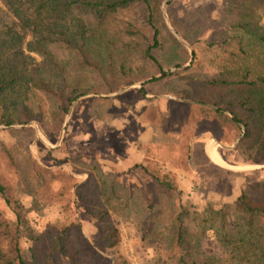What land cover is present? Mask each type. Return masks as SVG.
I'll list each match as a JSON object with an SVG mask.
<instances>
[{
	"label": "rangeland",
	"instance_id": "1",
	"mask_svg": "<svg viewBox=\"0 0 264 264\" xmlns=\"http://www.w3.org/2000/svg\"><path fill=\"white\" fill-rule=\"evenodd\" d=\"M159 12L162 35L152 54L162 75L153 73L151 60L126 49L124 66L131 77L142 78L108 92L86 90L58 124L44 118L0 124V212L7 209L2 197L23 204L34 235L33 240L24 236L34 250L33 258L26 251L28 264H175L176 249L167 247L165 237L168 219L178 210L177 192L193 232L210 226V208L223 207L235 220L241 188L264 198V113L251 110L250 89L257 88L204 81L232 78L225 75L236 36L257 49L247 30L264 32V7L256 0H160ZM139 13L133 5L110 19L111 51L121 50L116 46L126 37L116 30L137 22ZM112 67L118 72L116 62ZM144 126L153 134L141 142L137 135ZM202 132L208 138L198 142L204 135L195 136ZM209 139L222 156L213 147L212 153L229 167L205 155L201 146ZM191 140L194 151L188 157ZM129 144L142 150V160L122 170L107 167L106 157L122 154ZM163 174L176 191L157 184L153 176ZM113 228L114 244L105 236ZM206 232L199 240L194 236L193 245L216 253L219 246Z\"/></svg>",
	"mask_w": 264,
	"mask_h": 264
},
{
	"label": "trees",
	"instance_id": "2",
	"mask_svg": "<svg viewBox=\"0 0 264 264\" xmlns=\"http://www.w3.org/2000/svg\"><path fill=\"white\" fill-rule=\"evenodd\" d=\"M159 1L0 0V124L43 118L48 124H58L70 102L86 90L108 92L142 78L131 77V69L124 66L127 50L137 51L139 57L151 60L156 65L153 73L162 75L164 71L152 54L162 35L158 24ZM256 1L264 7V0ZM133 5L140 11L137 22L127 21L116 30L117 35L122 33L126 37L116 46L122 51L116 48L113 52L106 37L109 21L120 9ZM240 25L248 29L245 24ZM247 31H251L248 35L253 38H248L257 49L250 50L242 35L236 36L238 45L234 52H229L231 67L225 75L232 78L209 76L204 81L210 85L234 83L256 87L257 90L250 89L255 103L251 110L260 108L257 112L261 114L264 113V32ZM165 34L179 44L168 30ZM113 62L118 72L114 71ZM218 115L228 118L227 114ZM153 177L163 189L177 190L168 175ZM255 183L261 185L259 180ZM178 194L175 202L178 210L168 219L165 237L167 247L176 249L175 264H264V198H254L241 188L235 199L238 212L235 220L228 218L223 207L210 208L207 212L210 226H199L193 232L184 222L187 210ZM2 198L7 209L0 212V264H28L26 251L33 258L34 250L32 245L26 246L24 236L33 240L34 235L27 225L24 206L18 198ZM208 230L219 246L216 253L199 251L193 245L194 236L199 240ZM105 236L114 244L118 232L113 228L105 231Z\"/></svg>",
	"mask_w": 264,
	"mask_h": 264
},
{
	"label": "crops",
	"instance_id": "3",
	"mask_svg": "<svg viewBox=\"0 0 264 264\" xmlns=\"http://www.w3.org/2000/svg\"><path fill=\"white\" fill-rule=\"evenodd\" d=\"M152 134H153V129L150 127L144 126L140 129V131H138L137 138H138V140L140 139L141 142H146L152 136ZM202 135H204L203 132L200 135H196L195 137H200ZM144 138H146V141L144 140ZM207 138H208V136L204 135V136H202V138L201 137L198 138V142H199V140L203 141V140H206ZM193 140L191 142L190 155H192L193 151H194V147L192 145ZM210 141H211V139H209L207 141L206 145H205V143L202 144L201 147L204 148L205 155H207L208 157H210L211 155L214 157H217L212 153L211 147H213L216 155L220 154V153H218L217 148L215 147L213 142L212 141L210 142ZM130 144H132V143H130ZM130 144L128 147L124 148V152L122 154L111 153V155H109V157H106V160L108 161V163H107L108 165H106V166L109 167V165H110L114 169L122 170V169H125L126 167L130 166L131 164H134L137 161L142 160V150L137 149L136 147L132 148V146Z\"/></svg>",
	"mask_w": 264,
	"mask_h": 264
},
{
	"label": "water",
	"instance_id": "4",
	"mask_svg": "<svg viewBox=\"0 0 264 264\" xmlns=\"http://www.w3.org/2000/svg\"><path fill=\"white\" fill-rule=\"evenodd\" d=\"M6 125H10V124H6ZM61 133V132H60ZM59 139H60V136H59ZM210 158H211V160L213 161V162H215V163H217V164H219V165H223L224 166V164H225V166L227 165V167H229V165L228 164H226V163H224V162H222V161H220V160H218L216 157H214V156H210ZM230 167H232V166H230ZM236 167H243V166H241V165H236Z\"/></svg>",
	"mask_w": 264,
	"mask_h": 264
}]
</instances>
